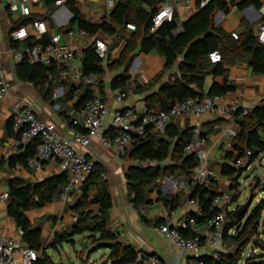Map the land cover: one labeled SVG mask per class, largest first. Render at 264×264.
I'll list each match as a JSON object with an SVG mask.
<instances>
[{
	"label": "crops",
	"instance_id": "crops-1",
	"mask_svg": "<svg viewBox=\"0 0 264 264\" xmlns=\"http://www.w3.org/2000/svg\"><path fill=\"white\" fill-rule=\"evenodd\" d=\"M57 1L54 7L49 8L44 0H41L38 4L32 6L30 16L23 17L19 12V8L14 7L17 0H0V56L10 82L9 92L5 96L0 97V196L5 192L8 193V180L11 177H18L29 183H36L63 172L56 160L45 162L42 169L30 166L27 161L10 163L9 157L11 155H21L25 150L26 143L29 142V140H25L22 137V134H20V138H17L14 132H9L7 129L9 121L12 120V100L14 96H22L31 101L39 117L54 122L58 132L62 136L68 137L75 129L84 130L81 124H74L72 121L73 119L82 120L83 109H75L74 104L78 100L82 88L89 87L93 90V94L99 93L107 101L108 115L104 122L106 128L101 137L92 136L88 146L77 145L76 147L79 151L85 153L87 157L95 159L97 165L101 167V171L104 170L107 173L106 179H103L101 175L99 179L106 181L109 187L112 206L109 211L107 225L108 229L115 234L117 242L131 245L139 255L158 257L164 260L165 264H188L195 259H201L213 264L220 253H233L236 251L238 244L232 238L225 239L224 226L222 239L225 242V246L217 249L218 256L214 255L213 248L207 243L202 246L198 256H195L192 252H182L155 227L164 223L168 218L177 220L186 215L195 216L202 213V211L201 213L197 212L194 207L185 206V201L189 197L188 191L192 190L194 183H189L187 179L185 180L184 175L177 176V172L162 175L158 180V186L156 185L148 193V202L134 206L132 203L134 194L129 190L126 177L128 169L130 167L153 166L156 163L135 159L132 155L134 150L131 147L123 150L118 147H106L103 144L104 139L112 137L113 129L110 121L117 109L140 108L144 105L154 109L161 108L157 93L162 82L168 80L172 73L177 72V68L175 67L172 71L164 70L165 57L162 54L156 50L144 52L138 49L135 50V56L131 62L127 63L126 61L122 65H118L117 61L125 49L128 38L135 29L128 28L126 24L124 27H119V36L101 30L91 33L78 27V23L73 19L74 15L67 1L61 3H57ZM104 1L84 0L74 2V4L84 20L92 23H99L104 20L109 22L111 20L110 13L115 5L108 7ZM118 1L116 0L115 4ZM166 1L175 4V16L179 23L176 32H180L182 31V24L210 0H188L194 7L192 14H187L185 6L187 0ZM223 1L226 3L227 9H215L213 13L214 25L220 26L228 33L232 31L241 33L247 28H252L257 36L261 26L264 24V14L260 11L264 0ZM33 18L45 20L52 32L61 33L59 39L61 45L75 49H85L89 47L88 41L93 37L103 39L108 44L107 56L101 60V72L96 74L94 83L80 84L81 89L74 94L72 99L66 97L69 88L68 84H75L71 81H65V83L63 80L52 79L43 85H38L36 82L20 78L17 74L16 65L18 62L12 58L11 53L25 47L29 40H12L10 32L23 23H29ZM80 30H85L87 34L82 36ZM31 31L33 32L32 29ZM80 67L82 68V65ZM225 68L227 69L225 74L208 73L204 76L203 87L201 88L203 96L219 94L225 102L235 99L241 106L250 107V111L256 107L264 106V73H256L247 61L226 64ZM123 72L129 74L127 83L130 82L132 88H129L122 101H117L115 98L116 94L125 88L113 89L111 80L114 76ZM159 74L161 77L155 80ZM137 85L142 87H136ZM197 119V116L189 115L177 119L173 123L180 128L186 126L192 128ZM225 128H230L233 131L234 135L232 138L223 134ZM149 132L157 136L166 135L154 129L149 130ZM201 132L206 133L203 135L206 137V148L208 151L206 164L213 169V175L205 187L212 190L215 194L221 191H230L232 194L231 183L233 179L223 174V165L227 164L233 167V164L241 159L242 164L245 162L244 166L249 163V158H246V154L241 156L240 151L234 147L236 137L242 132L238 117L229 113L219 114L218 112H212L205 114L201 116ZM258 135L260 140L264 141V127L258 129ZM174 163L172 159H167L158 165L166 167ZM249 164L251 165V163ZM172 177L175 179H172ZM165 178L170 180L168 187L161 189L159 186L160 181ZM178 178L182 180L179 181ZM171 183H173V186H171ZM63 190L64 186L61 194L53 201L46 203L42 207H34L26 211V216L30 222L40 229L39 243L41 248L38 249L40 257L43 256V252L46 250L55 263L62 262L64 264L61 252H69L67 245L72 244L75 247L76 244L89 240L88 244L83 248L79 245L80 249H75L79 263L104 264L109 259L111 251L109 246L111 243H104L103 247L95 250L98 243H94L93 240L98 237V234L92 237V233L86 231L78 236L75 235L73 237L74 243L65 242L58 249L52 246L57 233L70 230L75 221L74 217H77V213L72 207L83 195V186L81 194L78 195L73 191H69L67 196L63 197ZM180 194L182 197L178 206L172 207L171 198ZM97 195V184L90 183L87 189L86 203L83 206L89 216L100 214L99 205L93 202ZM7 203L0 202V234H6L17 242L26 243L23 239L21 227L8 214ZM231 207L236 208V206ZM207 221L196 222L189 229L183 231V234L191 236L194 233H200L206 239L209 232ZM227 234H229L228 230ZM82 236L91 237L90 239H82ZM255 244L251 240L241 254L240 260L244 259L245 264L250 262L264 264V244ZM91 248L93 250L89 253ZM250 250H254L251 256L245 257V254ZM55 252H57V258L54 255ZM75 263L76 261L73 260L71 264ZM128 264L138 263L133 261Z\"/></svg>",
	"mask_w": 264,
	"mask_h": 264
},
{
	"label": "trees",
	"instance_id": "trees-1",
	"mask_svg": "<svg viewBox=\"0 0 264 264\" xmlns=\"http://www.w3.org/2000/svg\"><path fill=\"white\" fill-rule=\"evenodd\" d=\"M57 0H44L45 4L52 8ZM159 0H119L110 13L111 20L99 23H92L84 20L79 14L73 1H67L73 12L74 20L78 27L91 33L99 30L116 34L119 36V27H124L128 22L135 24V30L127 40L125 49L117 61L118 65L124 62H131L135 56V50L149 52L156 50L165 57L164 70H174L168 80L162 82L157 93L161 109H167L175 99L203 96L204 76L208 73L225 74L226 64L237 61H247L256 73H264V44L259 42L252 28L239 32L238 38L231 33L224 31L220 26H215L213 13L215 9H227L223 0H210L201 7L194 15L182 24V31L176 32L179 23L176 16L171 21H164L155 30H151L152 16L157 8ZM200 4V1H199ZM35 19V18H33ZM31 19V21L33 20ZM30 21V22H31ZM25 24V23H23ZM27 45L30 44V39ZM48 41L47 38L43 40ZM218 51L221 60L211 62L209 54ZM101 58L92 47L83 51L82 70L84 73L101 72ZM126 63V64H127ZM17 74L20 78L28 79L43 85L49 81V66L41 63H30L23 59L16 65ZM161 77L160 74L155 80ZM129 74L123 72L114 76L111 80L113 89H123L126 86ZM54 80H59L58 77ZM65 82V80H63ZM66 83V82H65ZM67 98L72 99L74 94L81 89V85L69 83ZM136 87H142L137 85ZM211 93V92H210ZM93 90L89 87L82 88L79 98L74 104L75 109L82 110L85 104L92 98ZM238 121L242 126V132L234 142V147L240 151L241 156L251 150L249 163H252L258 155L264 151V141L258 135V129L264 127V106L256 107L248 114L240 115L237 112ZM13 120H10L7 129L14 132L20 138L21 132H16L12 127ZM73 123V121H72ZM182 132L181 137L179 134ZM192 128L186 126L180 128L171 123L165 136H157L149 131L144 136H135L131 145L133 157L141 161L155 162L148 167H130L126 173L129 190L134 194L132 203L134 206L148 202V193L157 185L162 175H169L179 172L184 175L185 180L193 183V171L198 164L195 154L184 153V145L190 140ZM206 133L202 132V135ZM38 140H31L26 143L25 150L21 155H11L9 161L13 164L16 161L26 162L27 158L34 154ZM172 159L175 162L170 166H159L158 164ZM223 174L235 180L242 172L241 167L223 165ZM101 167L96 163V169L91 173L88 180L83 184V195L72 207L77 213V219L70 230H64L55 235L52 246L57 248L65 242L74 243L73 237L89 231L92 237L98 234L93 240L98 243L95 250L103 247L104 243H111L109 254L110 264H128L136 260L137 252L131 245L117 242L116 236L108 229L109 211L112 206V199L106 181L100 180ZM67 178L65 172L59 175L46 178L36 183H29L18 177H11L8 180V214L15 220L16 224L23 231L24 241L33 248L40 249V229L35 227L26 216V211L34 207H42L53 201L61 194ZM90 183H96L98 195L93 199L99 205V215L89 216L83 206L86 203L87 189ZM189 196L196 197L202 208L200 215H195L197 222H205L213 216L215 209L212 207V199L215 193L205 186L194 185ZM181 194L171 198L172 207L178 206ZM240 205L236 206V209ZM235 209V210H236ZM234 211L228 213L229 222L225 225V239L232 238L238 244L233 253H220L213 264H238L241 254L246 245L255 237L259 225L257 224L264 210V197L249 211H246L238 218H232ZM229 228H235L234 234H227ZM91 237V236H90ZM34 264H56L52 257L44 250L43 256L39 257ZM104 264H107L105 262ZM249 264H255L250 262Z\"/></svg>",
	"mask_w": 264,
	"mask_h": 264
},
{
	"label": "built area",
	"instance_id": "built-area-1",
	"mask_svg": "<svg viewBox=\"0 0 264 264\" xmlns=\"http://www.w3.org/2000/svg\"><path fill=\"white\" fill-rule=\"evenodd\" d=\"M41 0H17L14 7L19 8L21 16L28 17L32 13V6L38 4ZM80 2L84 0H58ZM116 0H105L108 7H113ZM187 14H192L194 7L190 1L185 3ZM175 4L166 0H159L157 8L152 16L151 30H155L164 21H171L175 16ZM264 14V2L260 7ZM127 27L135 29V24L127 23ZM33 30V32L31 31ZM82 36L86 35L85 30H80ZM231 35L238 38L239 32L232 31ZM61 33L52 32L46 21L41 18H35L31 22L22 24L10 32V38L15 41L30 39V44L12 52V58L16 62L23 59L30 63H41L49 66L48 79L56 77L61 80L71 81L76 85L93 84L96 79L95 73L86 74L83 72L82 65L83 51L82 48H71L61 45L59 39ZM47 38L48 41L43 40ZM257 39L264 44V24L261 26ZM88 46L92 47L99 58L104 59L108 53V44L105 40L93 37L88 41ZM211 62L221 60V54L218 51L209 54ZM10 82L0 56V97L9 92ZM125 89L118 91L115 98L122 101L126 96L129 88H132L130 82L126 83ZM250 107L241 106L235 99L225 102L219 94L204 95L202 97H187L175 99L167 109H154L147 105L143 107H129L117 109L110 121L113 129L111 138L104 139L103 144L106 147H118L125 150L132 145L135 136H144L147 131L154 129L161 134H166L168 126L177 119L193 115L198 119L193 124L190 140L184 145V153H193L198 159V164L193 171L194 185L206 186L213 175V169L208 167V151L206 148V137L201 132V116L212 112L219 114L229 113L236 115L248 114ZM108 115V106L106 99L99 93H94L92 98L83 108V118L73 119L74 124H81L84 130L75 129L68 137L62 136L52 121L43 119L38 116L34 104L22 96H14L12 100V127L16 132H21L25 140H38L36 150L33 155L27 158V163L36 169H42L45 162L56 160L61 171L66 174V184L64 185L63 197H66L69 191L76 195L81 194L83 184L88 180L91 173L96 169V161L93 158L77 149V145L88 146L92 136H102L105 131L104 122ZM223 134L232 138L234 133L230 128H225ZM251 150L246 153V158L251 155ZM247 162V161H246ZM245 163V162H244ZM242 159L233 164L235 167H241ZM250 164L247 163L246 167ZM100 175L103 179L107 178V173L102 170ZM169 179L162 180L161 189L168 187ZM182 185V184H181ZM191 190L188 191L190 193ZM8 201V193L5 192L0 196V202ZM232 194L230 191H221L214 195L212 207L215 213L208 219L209 227L206 239L200 233H194L186 236L183 231L189 229L197 220L194 215H186L180 219L174 220L168 218L164 223L155 227L156 230L163 233L171 240L182 252H192L195 256L199 255L202 246L207 243L214 250V255L218 256L217 249L224 247L225 242L222 239L225 222L228 213L236 208L231 207ZM185 206L196 208L201 213L202 208L196 197L189 196L185 201ZM234 217V215H232ZM77 217H74L76 220ZM229 234L235 233V228L228 229ZM254 250H250L245 257H250ZM40 257V251L31 247L27 243L17 242L14 238L0 234V264H34ZM136 263L138 264H165L155 256L137 255ZM110 264V259L107 260ZM188 264H211L201 259H195ZM238 264H245V260H239Z\"/></svg>",
	"mask_w": 264,
	"mask_h": 264
},
{
	"label": "rangeland",
	"instance_id": "rangeland-1",
	"mask_svg": "<svg viewBox=\"0 0 264 264\" xmlns=\"http://www.w3.org/2000/svg\"><path fill=\"white\" fill-rule=\"evenodd\" d=\"M116 42V40H115ZM127 147L126 149L130 148ZM264 152L260 153L259 156L251 163L249 167L246 168V166H241L242 172L241 175L232 181L231 186L233 188V199H232V205L231 206H237L242 205L244 203H249L248 210L250 211L257 203L258 201L264 197V186L262 185V182H264ZM177 176H180V173L177 172ZM172 179H175L172 177ZM178 180H182L181 178H178ZM178 181V182H179ZM162 181H160L159 186H161ZM174 183V182H173ZM173 183H171V186H173ZM158 186V185H157ZM232 218H234L232 216ZM261 220L264 221V210L262 212ZM229 222V216L225 222ZM78 236V235H76ZM89 236H82V239H90ZM255 238H257L261 243L264 244V237H260L258 233L255 235ZM89 241V240H87ZM259 243H256L255 245H258ZM69 248V252H61L63 254V261L64 264H71L73 260L76 261L75 264H80L75 253V249H80L79 244H76V248L73 247L72 244L67 245ZM55 257L57 258V252H55Z\"/></svg>",
	"mask_w": 264,
	"mask_h": 264
},
{
	"label": "water",
	"instance_id": "water-1",
	"mask_svg": "<svg viewBox=\"0 0 264 264\" xmlns=\"http://www.w3.org/2000/svg\"><path fill=\"white\" fill-rule=\"evenodd\" d=\"M181 135H182V132H180V134H179V138L181 137ZM262 185L264 186V182H262ZM248 206H249V203H244V204H242V205H240L236 210H235V212H234V217L235 218H238L239 216H242L246 211H248ZM258 225H259V227H258V231H257V233H258V235L260 236V237H264V221H262L261 219H260V221L257 223ZM264 239V238H263ZM252 242H254V243H259V244H262L257 238H253L252 239ZM88 244V241L87 240H85L84 242H80L79 243V245L83 248L84 246H86ZM93 250V248H91L90 250H89V253L91 252ZM56 264H62V262H60V263H56Z\"/></svg>",
	"mask_w": 264,
	"mask_h": 264
}]
</instances>
